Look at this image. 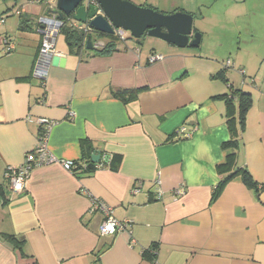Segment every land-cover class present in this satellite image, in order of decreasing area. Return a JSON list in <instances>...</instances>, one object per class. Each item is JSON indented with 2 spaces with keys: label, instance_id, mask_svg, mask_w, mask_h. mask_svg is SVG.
<instances>
[{
  "label": "crops",
  "instance_id": "obj_1",
  "mask_svg": "<svg viewBox=\"0 0 264 264\" xmlns=\"http://www.w3.org/2000/svg\"><path fill=\"white\" fill-rule=\"evenodd\" d=\"M128 1L163 14L188 13L193 22L215 4ZM228 2L233 11L249 5ZM251 4L264 35V0ZM55 5L0 0V264H264V37L258 64L252 61L253 71L240 76L188 51L192 47L154 38L139 43L125 37L114 51L97 54L107 38L92 34V49L76 55L59 34L38 79L39 22ZM251 33L248 28L245 36L255 41ZM151 55L161 59L149 64ZM244 59L246 69L251 59ZM219 72L223 79L214 78ZM122 89H137L136 98L115 97ZM231 89L251 97L237 165L261 189L257 194L236 178L212 199L221 178L216 168L227 154L223 145L232 140L230 117L237 127L236 106L217 97L231 95ZM38 119L55 123L46 145L57 161L82 164L91 150L89 157L99 152L102 160L119 154L121 163L80 176L58 162L38 167L24 192L15 193L5 175L35 149ZM182 129L189 138H180ZM180 186L185 194L174 198ZM81 191L111 207L118 221H129L127 230L101 237L102 217L89 212Z\"/></svg>",
  "mask_w": 264,
  "mask_h": 264
},
{
  "label": "water",
  "instance_id": "obj_2",
  "mask_svg": "<svg viewBox=\"0 0 264 264\" xmlns=\"http://www.w3.org/2000/svg\"><path fill=\"white\" fill-rule=\"evenodd\" d=\"M50 16H56L60 26L67 17L70 22L87 26L91 33L112 36L116 30H121L136 40L147 36L178 48H196L201 40V35L193 32V15L184 12L163 14L128 0H56L55 9H49L43 18ZM42 28L40 24V32ZM86 49H92L90 37ZM90 161L99 163L100 153H93Z\"/></svg>",
  "mask_w": 264,
  "mask_h": 264
},
{
  "label": "built area",
  "instance_id": "obj_3",
  "mask_svg": "<svg viewBox=\"0 0 264 264\" xmlns=\"http://www.w3.org/2000/svg\"><path fill=\"white\" fill-rule=\"evenodd\" d=\"M32 4H37L40 2V0H30ZM40 24L43 26L41 32L42 34V41L41 46L39 49V58L35 64L34 67V77H37L38 79H43L46 73V68L49 65V59L50 55L54 53L55 50V41L60 33V29L62 26H60V23L57 21L56 16H50L45 17L42 20H40ZM73 28L84 30L85 33L90 32L89 28L87 26L81 25L79 23L73 22L71 23ZM114 35L119 39V41L123 42L125 40V37L123 36V33L121 30H116ZM12 47L7 46L6 50L11 51ZM161 56L151 55L148 59L149 64H154L156 61L160 60ZM226 68H235V64L227 61L226 62ZM239 74L244 76V71L238 70ZM37 123L41 127L40 135L37 139V144L35 146V149L28 154L22 165L16 169L7 171L5 175V181L10 187L12 191H14L17 194H21L25 190L26 182L30 176V173L33 169L38 167H43L46 165H50L53 163H60L64 169L67 171L72 172V162H62L57 161L53 155L49 153L47 150V134L49 133L52 126L55 124L53 121H49L47 119H38ZM182 139L189 138V134H185L184 130H180ZM140 188V186L138 185ZM139 188L133 189V193L139 192ZM84 195H86L90 202V213L91 214H99L102 219L99 226V235L101 237H107V236H113L118 232L125 231L129 227V221H118L113 216V210L111 207L106 205L103 201L92 197L85 191H81ZM184 188L182 186L174 189L172 191V196L174 198H180L184 196ZM159 196H161L159 194Z\"/></svg>",
  "mask_w": 264,
  "mask_h": 264
},
{
  "label": "rangeland",
  "instance_id": "obj_4",
  "mask_svg": "<svg viewBox=\"0 0 264 264\" xmlns=\"http://www.w3.org/2000/svg\"><path fill=\"white\" fill-rule=\"evenodd\" d=\"M214 1L215 4L211 5L208 9H202V13L193 22L194 30L201 35V42L197 48H188V51L201 54L207 59L216 61L223 66H225L227 61L236 65L238 64L237 66L240 68L225 67V70L231 69L237 72L243 68L242 66H245L243 63L245 61L244 58H250L251 60L248 63L249 68L243 69L245 73L248 71L252 72L251 66L253 63L257 65L260 60L256 55L258 56V50L262 48V46H258L260 38L264 37V35L259 34L258 30L262 23L260 13H257L254 9V6L251 4L252 0H249V5H242L245 9L239 5L240 7L235 11L226 8L227 5H230L228 0ZM248 28L252 32L250 38H253L255 41H250L246 38L245 33L248 31ZM122 33L124 37H130L128 32ZM61 39L59 36L58 42ZM147 39L152 38L143 36L141 39H134V41L144 43ZM139 47L141 48V46ZM237 51L239 59L235 56L237 55L235 54Z\"/></svg>",
  "mask_w": 264,
  "mask_h": 264
},
{
  "label": "trees",
  "instance_id": "obj_5",
  "mask_svg": "<svg viewBox=\"0 0 264 264\" xmlns=\"http://www.w3.org/2000/svg\"><path fill=\"white\" fill-rule=\"evenodd\" d=\"M71 23L73 22H70L69 18L65 17L63 19V26L61 27L59 34L64 36L66 44L70 52L76 55H80L83 51H85L88 37L91 38V42L93 43L92 34H95L99 39L107 38V42L103 45V47H101L100 49H97L96 51L97 54L108 53V52L114 51L116 49L117 42H120L119 39L115 35L105 36L99 33H91V32L85 33L83 30L84 28L82 30L75 29L73 28ZM6 46L8 45L6 44ZM92 46H94V44H92ZM225 67L226 65L223 68L224 70H225ZM222 76L223 75L219 72L218 74H216L214 78L219 77L220 79H223L224 77ZM137 91H138L137 89H122V90L116 91L114 95L115 97L122 99L123 102H128L129 100H134L136 98ZM217 98L223 99L229 108L236 106L237 108V121L236 122H237L238 128L235 127V125L233 124L234 118L230 117L228 120V127L232 135V140L227 143H224L223 145V149L226 150L227 154H226V157L223 163L218 165L216 168L217 172L221 175V178L217 186L213 190L212 199L217 198V196L222 191V189L230 181L236 178H239L240 181L246 187L254 190L258 194L261 189V186L257 185V183L253 180L251 174L248 172L246 168L239 167L237 165V150L239 147L238 136L244 130L245 115L251 106V102H252L251 97L247 92H244L242 90L231 89V95L229 96L222 95ZM234 98L237 101L236 105L233 104ZM90 151L88 150L87 152L85 150V153H84L85 157L83 156L82 164L78 162H72V166H73L72 172L74 175L76 176L89 175L105 167H109L113 169L121 163L122 156L119 154H113V155L106 157L105 160H102V157H101V161L99 163L93 164L90 161V157H89Z\"/></svg>",
  "mask_w": 264,
  "mask_h": 264
}]
</instances>
